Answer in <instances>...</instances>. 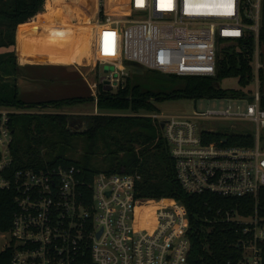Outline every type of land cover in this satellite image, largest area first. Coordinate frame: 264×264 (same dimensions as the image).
<instances>
[{"label":"built area","instance_id":"2783aa9c","mask_svg":"<svg viewBox=\"0 0 264 264\" xmlns=\"http://www.w3.org/2000/svg\"><path fill=\"white\" fill-rule=\"evenodd\" d=\"M263 0H129L131 14H100L94 46L115 58L100 82L124 84L127 62L178 76H213L223 41L255 37L254 81L245 112H148L164 122L163 136L176 177L190 194L249 200L251 212L232 206L221 218L235 233L232 256L219 264H264V108L261 106L259 32ZM94 25V24H93ZM99 31V32H98ZM112 54V53H111ZM103 64V65H104ZM31 111L0 105V189L10 190L15 211L8 230L10 264H192L186 206L172 198L138 196L141 175L97 172L91 180L75 164L15 166L12 115ZM209 119L250 120L253 144H226L234 132L203 125ZM218 138H210L214 133ZM246 200H244L245 202Z\"/></svg>","mask_w":264,"mask_h":264},{"label":"trees","instance_id":"16d2710c","mask_svg":"<svg viewBox=\"0 0 264 264\" xmlns=\"http://www.w3.org/2000/svg\"><path fill=\"white\" fill-rule=\"evenodd\" d=\"M61 2H66V0H46V5L49 3L50 8H52L53 4L61 6ZM66 4L71 5V3ZM81 4L88 6L83 7L76 4L74 9L83 14L84 26H89L91 17L97 8V0H81ZM44 6L45 0H0V47L13 46L16 44V38H18V53L23 48L30 49L29 44L33 41L32 37L38 33H49L51 42L63 47L61 36L66 33L73 34V26L71 23L66 22L67 19L62 13H60L61 21L57 20L56 23V18L53 17L60 14L57 13V10L52 9L48 20L40 22L39 16L37 20H34L38 12L44 9ZM100 14L102 17L109 14L129 15L131 14L129 0H103ZM92 24H95V22ZM93 39V37L90 39V52L94 57L98 55L104 56L99 49L96 50L94 48L95 51L92 50L94 46ZM259 43L260 60L263 63L264 0L262 1ZM80 45L81 43L78 44V47H72L74 51L68 55L66 53H54L57 52L55 50L57 48L48 47L52 52V54L49 53V61L73 63L75 53ZM119 50L118 48L115 52H107L104 57H115L118 55ZM254 53L255 37L253 35L231 42L226 48L218 51L217 72L215 75L190 76L193 81H189L183 88L173 91L171 93L172 96L186 95L196 97L205 95L209 97H224L228 94L239 96L251 93L254 81ZM17 72L18 64L15 53L6 52L0 54V105L12 104L18 108L36 106L60 108L64 104L95 100L100 112L110 110L128 112L127 114L117 115L102 113L89 115L90 128L88 131H84L85 140L88 143L87 151L96 152L100 149L101 140L107 151L122 155H117L111 161L110 167L103 172L138 173L141 175L136 187L138 196L172 198L181 201L186 206L190 224L188 233L191 239L189 260L192 264H219L232 256V245L236 235L232 231L230 223L221 218L220 212L223 213L232 206H239L243 212L249 213L251 212L249 200L210 193L190 194L186 192L176 177L174 160L170 155L168 142L163 136V130L161 131V122L154 119L151 121L146 120L147 116L140 114H130V112L156 111L155 102L170 97L171 94L141 90L138 85L131 86L129 80H127L126 85L121 86L114 93L112 89L109 90L106 85L100 82L96 97L93 95L90 97L74 96L50 100L49 102L27 104L17 94V84L14 79ZM258 74L260 83L264 84V67L259 68ZM229 77L237 78L239 88H227L221 85V81ZM4 91L5 95L8 92L12 94L11 100L2 96ZM261 106L264 108V91H262ZM17 116L18 114L12 115V128L14 131V119ZM68 117L69 114L62 112H43L42 117L36 122L32 118L25 120L22 128L32 134L34 138L42 134L45 135V139L52 132H58L69 137L72 132L67 128ZM157 130H160V134H157ZM218 136V132H215L210 138H218ZM225 143L250 145L253 144V136L244 133H231L227 136ZM138 144H143L138 149L140 156L136 152ZM13 150L16 167L44 166L46 164L69 166L75 164L86 171V176L90 180L95 173L101 172L100 165L93 168L88 163H82L79 160L67 157L64 153L56 154L52 159H49L48 154H52L51 148L40 149L33 142L24 143L18 141L13 144ZM126 153H129L127 157L125 156ZM143 155H147V157L142 159L141 156L143 157ZM244 200L246 201L244 202ZM14 211L13 193L10 190L0 189V230L6 231L10 228ZM11 256L12 250L10 247L0 250V264H10Z\"/></svg>","mask_w":264,"mask_h":264},{"label":"rangeland","instance_id":"374dc122","mask_svg":"<svg viewBox=\"0 0 264 264\" xmlns=\"http://www.w3.org/2000/svg\"><path fill=\"white\" fill-rule=\"evenodd\" d=\"M75 1L76 0H70L69 3H71V5H68L65 2H61V6L53 4L52 8H50V4L47 3L46 5L45 0V6L42 10L43 13H39V15H36V17L34 18V20H37L39 16V21L44 22L49 19L51 9L57 10L58 14L62 13L66 17L67 23L72 24L73 22L72 29H74V33H66L61 36V44L63 47H59L57 46V44L52 43L48 35L49 33H38L36 36H33V41L31 44H29L30 49L28 48L27 51H22L19 53V56L21 57L20 61L22 60L21 62L23 64H26L27 62H50L48 61V54H52V52L51 50H48V47L52 49H55L56 47L57 49L55 50L57 52L54 53H66L68 55L73 53L74 50L72 47H78V44L80 43L81 45L75 53L73 63H61L59 61H56L63 67L36 66L23 68V66L22 69L18 70L17 81L19 83L17 85V94L18 97L20 99H23L27 104L32 102H49L50 100L70 98L74 96L90 97L93 95L94 97H96V95L98 94V84L100 83L102 76L109 70H113V67L111 65L100 63V59L98 61L96 57L93 56V54L89 50L88 41V53L91 57V60L89 62L86 61V63L82 64L77 61L76 57L78 52L81 50L83 43L87 40V38H89V40L92 37L95 39L98 35L97 30H99L100 28L97 29V26H95V24H92L97 18L96 10L94 11L91 17V22L89 23V26H84L83 14H80V11L74 9V5L78 4L83 6V4ZM85 6L88 5L84 4L83 7ZM60 16L61 14L53 17L56 18V23L57 20L61 21ZM230 43L231 42L229 41H223L220 50L226 48ZM94 48L95 46H93L92 50L95 51L96 48ZM262 51H264V49ZM86 53L87 52L83 53V59H85ZM109 58L114 59L115 57L109 56ZM126 65L128 73L124 77L125 82L124 84H117L116 86H114L113 93L116 92V90H118V88H120L121 86H125L127 80H129V84L131 86L138 85L141 90H152L156 93L162 92L167 94H171L173 91L175 92L183 88L189 81H193V78L190 76H177L163 73L158 70L148 69L135 62H127V64L125 63V66ZM221 85L227 88H239L238 80L234 77L223 79L221 81ZM260 89L264 91L263 83L260 84ZM2 94V96L6 97L5 99L11 100V93L8 92L5 95L4 91L2 92ZM195 99H197V110L199 111L224 110L228 106H230L232 112H245L248 103L251 102L250 97H235L232 94H228L224 97H209L205 95H200L196 97L186 95L172 96L171 94L170 97H166L165 99L156 101V111L149 112H158L167 115L193 114L196 110V108L194 107ZM5 106L11 108L16 107L12 104H8ZM29 110L31 111L20 113L14 119L15 144L18 141L24 143L33 142L37 146H39L40 149L51 148L52 154H48L49 159H52L56 154L64 153V155L69 158L79 160L82 163H88L90 167L95 168L100 165L101 172L105 171L110 167L111 161L117 155H121H116L107 151L104 148V144L101 140L100 149H98L96 152L87 151L88 143L85 140L84 132H73L69 135V137L58 132H52L45 139V135L42 134L39 135L37 138H34L32 134L28 133L22 128V125L27 119L32 118L33 121H38L42 117L43 112H62L69 115H94L101 113L108 115H117L127 114L128 112H123L122 110H110L107 112H100V109L97 106L95 100L64 104L60 108H55L52 106H36L30 107ZM146 113L148 112H130V114H140L142 116H145ZM145 119L151 121L152 119H154V117L147 116ZM203 125H205L207 128L216 129L219 131H227L234 133L247 132L251 134L256 133L255 124L250 120L234 121L231 119H209L205 120V122H203ZM162 130L163 129L161 128V131ZM157 134H160V130H157ZM261 143L264 146V130H262L261 132ZM142 146L143 144H138L136 147V152L139 156L140 152L138 149ZM128 155L129 153H126L125 156L127 157ZM146 157L147 155H143V157L141 156L142 159H145ZM6 242L7 239L0 235V250L4 249Z\"/></svg>","mask_w":264,"mask_h":264},{"label":"crops","instance_id":"0c3cea01","mask_svg":"<svg viewBox=\"0 0 264 264\" xmlns=\"http://www.w3.org/2000/svg\"><path fill=\"white\" fill-rule=\"evenodd\" d=\"M76 1L81 3V0H76ZM94 1H96V0H94ZM69 2H70V0H66L65 3H69ZM41 12L42 11L38 12V14ZM72 24H73V22H72ZM85 39H86V37H85ZM87 41H88V46H89V50H90V40H89V38H87V40L83 43V46H82L81 50L78 52L77 57H76L77 61L81 64L86 63V61L89 62L91 60V57L89 56V53H88ZM27 50L28 49L23 48L19 51V53L22 51H27ZM6 52H14L15 53L17 64H18V70L22 69L23 66H24L23 68H25V67H36V66H49V67L61 66V67H63L61 64L54 62V61H52V62H27L26 64L25 63L23 64L21 62L22 60L20 61L21 57L19 56V53H18V38H16V44L15 45L10 46V47H0V54L6 53ZM84 52H87L85 59H83V57H84L83 53ZM106 57H109V56H106ZM48 61H49V54H48ZM14 79H16V84L18 85L19 82L17 81V73L15 74Z\"/></svg>","mask_w":264,"mask_h":264},{"label":"flooded vegetation","instance_id":"af4514ba","mask_svg":"<svg viewBox=\"0 0 264 264\" xmlns=\"http://www.w3.org/2000/svg\"><path fill=\"white\" fill-rule=\"evenodd\" d=\"M112 90L114 88H111ZM89 115H73L70 114L67 119V128L70 132H84L88 131L90 128V118Z\"/></svg>","mask_w":264,"mask_h":264},{"label":"water","instance_id":"95a60500","mask_svg":"<svg viewBox=\"0 0 264 264\" xmlns=\"http://www.w3.org/2000/svg\"><path fill=\"white\" fill-rule=\"evenodd\" d=\"M106 88H108L109 90L111 89V85L110 84H106ZM194 107L197 110V99L194 100ZM164 126V122L161 123V127Z\"/></svg>","mask_w":264,"mask_h":264}]
</instances>
